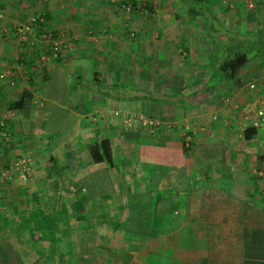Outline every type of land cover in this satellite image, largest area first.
<instances>
[{
  "label": "crops",
  "instance_id": "crops-1",
  "mask_svg": "<svg viewBox=\"0 0 264 264\" xmlns=\"http://www.w3.org/2000/svg\"><path fill=\"white\" fill-rule=\"evenodd\" d=\"M207 1L219 22H229L223 23L228 29L255 32L264 39V0H253V6L246 0ZM142 3L146 8L136 7L140 11L134 8L126 18L119 0H0V71L14 69L17 79L14 85L0 79V104L13 111L6 113L0 154L31 156L26 178L10 181L15 184H7L2 192L25 209L47 194H70L64 227L73 229L75 238L79 230L86 246L82 252H63L60 247L62 257L56 247L38 252L12 234L4 216L0 264H56L59 258L68 264H264V135L257 114L264 101V55L250 56L238 79L177 80L173 57L185 52L179 38L189 46L197 35L186 4ZM32 17H37L35 33L52 31L64 39L57 56L37 60L44 46L28 48L18 41L15 25ZM17 50L26 57L20 66ZM121 59L129 62L127 71ZM115 68H121L115 74L125 71L126 77L107 79L106 70ZM96 72L102 84L128 83L140 95L148 91L168 98L102 93L90 80ZM77 75L88 87L58 89L59 80L69 85ZM25 88L32 93L27 116L10 107ZM116 108H132L161 123L141 126L136 114L128 124L122 112L115 114ZM61 111L58 126L52 124ZM68 115L75 118L74 134L64 137ZM102 137L111 141L112 164L90 161L87 146ZM41 149L50 156L64 151L61 164L73 168L58 175L57 161L45 162ZM89 188L105 197L111 222L106 214L102 220L103 208L89 215L93 195H84ZM74 214L76 220H68ZM86 219L90 227L84 226Z\"/></svg>",
  "mask_w": 264,
  "mask_h": 264
},
{
  "label": "rangeland",
  "instance_id": "rangeland-1",
  "mask_svg": "<svg viewBox=\"0 0 264 264\" xmlns=\"http://www.w3.org/2000/svg\"><path fill=\"white\" fill-rule=\"evenodd\" d=\"M140 2L142 3L143 0H141ZM124 16L126 18H128V16H126V14H124ZM193 23L195 25H193ZM223 23L228 25L227 23H229V22L226 23L223 21ZM190 24H191V26L194 27V30L197 31V35L193 36L192 42L189 45L191 47V51L189 50V46H188L189 41L186 42L185 39L183 40V37L179 38L180 39L179 40L180 41L179 42L180 47H182L185 52H184V55L183 54H180V55L177 54L173 57L174 63H172V64L176 66V67L174 66L173 68L176 72L177 71L179 72V73L177 72V74H178L177 80H206L208 77L206 76L207 67L205 68V63L208 61V52H209V49L211 46V42L206 38V36L204 35L205 34L204 30L201 29L199 27V25L197 26V24L193 20H191ZM229 25H231V24H229ZM238 31H244V30L239 29ZM138 36H139V34H135L136 39H139ZM16 52H17L18 58L20 59V62L18 63V66H20V65H22L21 63H24V61H22V59H24V57L23 58L20 57V54H23V53H20L18 50ZM114 58H115V60H117L118 56H115ZM254 62L256 63V67L258 68L257 65L259 64V62H256V61H254ZM121 63H122L121 67H123L124 70L127 71V67L125 68V65H126V63L128 64L129 62L121 59ZM170 63H171V61H170ZM173 65H170V66H173ZM260 65L262 67V64H260ZM120 69L121 68L106 70V78L110 79V77L114 76V78L116 77L117 79L122 80V77H124V76L126 77L127 72L124 71V73H122V74H115L114 73V72L120 73ZM259 69L261 70V68H259ZM262 71H264V70H262ZM174 76H176V74H174ZM174 80H176V78H174ZM64 81L65 80H59V82H61L58 84V87H59L58 89L60 91L72 92L75 90V89H72L71 87L74 86V83L76 80H71L69 85L67 82H64ZM246 81H247V79H246ZM79 82H80L79 80L76 81V83H79ZM57 83L58 82H56V84ZM121 84L125 85L124 89L126 90L127 93L134 94V95H140L141 94V91L137 88H134L133 85L131 86L128 83L124 84L122 82H121ZM76 86H78V85H76ZM144 94L149 99H153L151 97H154L155 99L165 98V100L168 98V96H166L167 98L165 97V95L162 96L163 95L162 93L145 91V93H143L142 95H144ZM142 95H140V96H142ZM137 97H139V96H137ZM126 99H129V98H126ZM132 111H133L132 108L130 110H124V111H123V109L116 108L115 114H119L120 112H122V114L124 116L123 117L124 122H126L128 124L132 122V121H130V119H133V118L135 119L134 116L136 114H138L139 117H137L136 120H137L138 124L141 126L143 125V123H142L143 118H152L153 117V116H148V114H143V113L141 114V113H138L135 111L132 112ZM63 114H64L63 111H61V114L56 115L51 121L52 124H56V125L59 124V121L63 117ZM128 114H131V116ZM71 117L73 118V120L71 119V122H70V120H68L69 115L67 118L68 123L64 122L65 123V129L64 130L69 129V128H71V129L73 128L75 118L73 116H71ZM153 119L159 120L158 118H155V117H153ZM160 123H161V121H160ZM133 126H134V123H133ZM170 126H172V123L170 124ZM66 127H68V128H66ZM54 135L56 136V134H54ZM76 138L78 140V143L82 142V137L80 135H77ZM68 142H70V141H68ZM73 143H74V141L71 142V145ZM39 152H41L39 154V156L44 157L45 162L46 161L50 162L52 160L54 162V159L57 161V165L54 164V166H56L58 168V175L64 176L68 173V169H69V171H71L70 169L73 168L72 165L68 166V164L67 165L61 164L62 161L64 160V154H63L64 151H62V150L56 152L55 155L52 154L51 156L48 153H43L42 149ZM70 152L72 153L71 150H70ZM12 156L13 155H10L9 151L4 152L3 154H0V168L1 169H2V167L7 166L6 163L12 162L13 160L17 159V157L26 156V158H31V156H29V153H20V152H18L13 157ZM83 157L84 156L81 155V158H83ZM68 158H69V156H68ZM29 160L31 161V159H29ZM69 160L71 161V158H69ZM82 160H83V163H85L84 159H82ZM74 163H75V160H73V164ZM30 165H31V163L29 162V166ZM41 166L43 167L44 170H46V169L49 170V165H44L42 163ZM0 172H1V170H0ZM17 179H18V177H16L14 180L17 181ZM11 182H14V181H11ZM7 184L10 185L12 183H10V181H6V180L4 181V180L0 179V222H2L1 218L5 216L6 219H8V222H10V225L12 227V232H13L12 234H14L15 236L21 237L25 241L26 246H28L29 248H32V249L36 248V249H38V252L41 250L43 252L50 253V251L54 250V248L56 247L57 251H55V252L57 254H61L60 257H62V256H64L63 252H76V251L82 252V249L84 251L86 246L85 245L82 246V244H81L82 243L81 242L82 241L81 240L82 235H80L79 230H77L78 235L75 238L74 236H72L73 229L72 230L68 229V227H67L68 223L64 221V217L66 215H68V201L67 200H68V197H70V194L66 195L63 192H60V193H62V194H60L59 191H56V194H54V195H52V193H50L51 195L47 194L44 198H41L38 201L37 205L33 204L31 207H29L30 203H28V205H27L28 208L25 209L24 207H22L23 204L22 205L21 204H15L17 201L16 199L9 198V196L6 197V195H4L2 190L4 189L5 186H7ZM13 184H15V183H13ZM1 186H3V187H1ZM62 186H64V184H62ZM10 187H11V185H10ZM98 187H99V185H98ZM105 189L107 190L109 188H105ZM50 190H52V188ZM97 193L99 194V192H94V190L92 188H89L86 190L84 195L85 194L93 195V196H89L91 199H93V205L91 207L89 215L95 213L94 210H99V209L103 208V210L100 213V216L103 217L106 214V207L104 205V198L105 197L99 196ZM104 193L111 194L110 191H106ZM100 194H102V193H100ZM59 195H61V196H59ZM111 197H108V199L109 200L112 199ZM21 200H22V202H24L23 198H21ZM24 204H25V202H24ZM8 207L9 208L11 207V209H8ZM30 208H32L31 211H29ZM54 209H55V211H53ZM106 215H108L107 222H111L113 217L109 216L108 213ZM57 217H60V218L57 219ZM36 218H37V221H36ZM19 220L22 223H17V222H19ZM68 220H70V221L76 220V214L72 215L71 218L69 217ZM102 220L106 221V219H104V217ZM65 223L67 224L66 227H64ZM85 223H86V225H84L85 227H90L87 224H91V220L86 219ZM29 224L30 225L34 224V226L36 228H33V229L30 228L29 229L28 226L27 227L24 226V225H29ZM90 230H92V229H90ZM65 241H66V245H65ZM65 246H67V248L64 251ZM60 247H61V250H63V252H61V253H60ZM50 256L54 257L55 255L49 254V257ZM54 261L56 264H68V262L66 263L63 259H60V258L56 259ZM79 264H80V261H79Z\"/></svg>",
  "mask_w": 264,
  "mask_h": 264
},
{
  "label": "trees",
  "instance_id": "trees-1",
  "mask_svg": "<svg viewBox=\"0 0 264 264\" xmlns=\"http://www.w3.org/2000/svg\"><path fill=\"white\" fill-rule=\"evenodd\" d=\"M129 1L133 4L134 8H146L145 3H142L143 5H140L139 3L137 6L136 3H132V0ZM182 1L186 4L189 18L193 20L197 26L199 25V27L204 30V35L211 42L210 50L208 52V61L205 63V68L207 67L206 76L208 78L211 77L212 80L238 79L240 70L249 60L250 56L264 55V39L258 38L255 32L242 33L228 29L222 22L217 20V17L211 10L207 0ZM134 8H132V11ZM138 8H136V11H140ZM25 59L26 57L22 59V61H25ZM82 78L83 77H80V75L74 76L72 80H79L81 82L76 83L75 81L74 86L71 88L76 90L79 87H88L87 85L83 86L85 83H82ZM84 80L86 79L84 78ZM90 80H95V83L99 85L100 92L102 93L112 96H120L122 98L134 96V94L126 92L124 89L125 85L102 84L103 82L101 83V78L98 77V72H96L95 75L93 74ZM31 98V91L25 88L20 98L10 102V107L19 108L24 116H27L31 107ZM71 119L73 120V118L69 116L68 120H70V122ZM68 120H66L67 123ZM69 129L71 132V128ZM66 130H64V133H61L64 137H66V135L70 137V135L74 134L73 132H71V134L68 132L67 134ZM87 152L89 154L90 161L92 162L107 161L109 164L113 163L111 141L109 137H102L89 143L87 146ZM30 228L33 229L36 227L34 224H29V229Z\"/></svg>",
  "mask_w": 264,
  "mask_h": 264
},
{
  "label": "built area",
  "instance_id": "built-area-1",
  "mask_svg": "<svg viewBox=\"0 0 264 264\" xmlns=\"http://www.w3.org/2000/svg\"><path fill=\"white\" fill-rule=\"evenodd\" d=\"M249 6L254 5L253 0H246ZM120 7L124 11L126 16H130L133 4L129 0H119ZM141 5V4H140ZM138 6V5H137ZM3 12L0 10V18H2ZM37 17H32L26 22H21L15 25V36L18 41L21 43H26V46L33 48L41 44L44 46V49L39 52L37 60H48L50 57H55L58 53L64 48V39L60 36L54 34L52 31L39 30L36 33L34 32L37 27ZM24 56H21L23 58ZM0 79L6 81L9 85H14L17 81L16 74L14 69H7L0 71ZM251 87H255V82L250 83ZM7 111L9 116L12 115V110H6L0 104V134L5 135L6 132L5 120L8 118ZM257 114L259 117V127L264 135V101H261L257 109ZM139 117V116H138ZM139 120V119H138ZM142 123L150 127H156L160 125V121L152 118H143ZM29 158L26 156L17 157V159L8 163L6 170L0 172V179L7 181H14L16 177L25 179L29 167Z\"/></svg>",
  "mask_w": 264,
  "mask_h": 264
}]
</instances>
